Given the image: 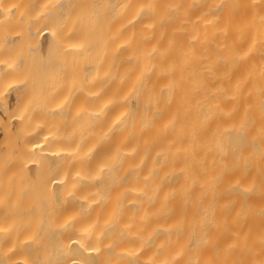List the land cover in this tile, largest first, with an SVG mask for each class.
Returning a JSON list of instances; mask_svg holds the SVG:
<instances>
[{"label": "bare ground", "instance_id": "6f19581e", "mask_svg": "<svg viewBox=\"0 0 264 264\" xmlns=\"http://www.w3.org/2000/svg\"><path fill=\"white\" fill-rule=\"evenodd\" d=\"M0 264H264V0H0Z\"/></svg>", "mask_w": 264, "mask_h": 264}]
</instances>
